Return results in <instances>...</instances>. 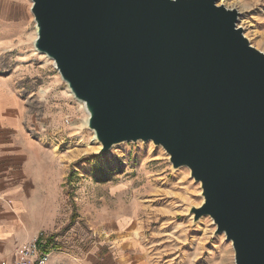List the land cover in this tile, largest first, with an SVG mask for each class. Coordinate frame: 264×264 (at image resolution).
Returning a JSON list of instances; mask_svg holds the SVG:
<instances>
[{
    "label": "water",
    "instance_id": "obj_1",
    "mask_svg": "<svg viewBox=\"0 0 264 264\" xmlns=\"http://www.w3.org/2000/svg\"><path fill=\"white\" fill-rule=\"evenodd\" d=\"M35 51L100 153L151 142L200 183L234 264H264V53L220 0H30Z\"/></svg>",
    "mask_w": 264,
    "mask_h": 264
},
{
    "label": "rangeland",
    "instance_id": "obj_2",
    "mask_svg": "<svg viewBox=\"0 0 264 264\" xmlns=\"http://www.w3.org/2000/svg\"><path fill=\"white\" fill-rule=\"evenodd\" d=\"M13 2L0 0V43L11 45L0 61L16 73L17 89L28 93L32 133L60 166V228L42 231L55 250L74 254L76 261L91 245H102L100 256L116 257L119 264H234L231 243L216 234L212 219L194 221L190 210L203 203L202 189L187 168L173 169L151 142L122 143L100 153L83 104L53 62L33 47L30 0ZM218 4L238 11L244 36L264 53V0Z\"/></svg>",
    "mask_w": 264,
    "mask_h": 264
},
{
    "label": "crops",
    "instance_id": "obj_3",
    "mask_svg": "<svg viewBox=\"0 0 264 264\" xmlns=\"http://www.w3.org/2000/svg\"><path fill=\"white\" fill-rule=\"evenodd\" d=\"M4 51H11L7 42L0 43V59ZM2 65L0 61V264L16 259L38 233L60 228L62 184L58 162L44 154L43 139L32 133L28 93L17 89L16 73ZM90 247L76 261L74 254L55 250L51 239L47 264H119L116 257L100 256L102 245Z\"/></svg>",
    "mask_w": 264,
    "mask_h": 264
},
{
    "label": "built area",
    "instance_id": "obj_4",
    "mask_svg": "<svg viewBox=\"0 0 264 264\" xmlns=\"http://www.w3.org/2000/svg\"><path fill=\"white\" fill-rule=\"evenodd\" d=\"M51 237L43 232L37 236L17 253V258L10 263L2 262L1 264H47L50 252L48 245Z\"/></svg>",
    "mask_w": 264,
    "mask_h": 264
}]
</instances>
